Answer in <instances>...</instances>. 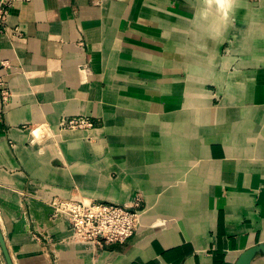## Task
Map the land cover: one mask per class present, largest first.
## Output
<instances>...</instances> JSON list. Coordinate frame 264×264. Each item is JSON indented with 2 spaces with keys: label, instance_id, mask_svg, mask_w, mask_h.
<instances>
[{
  "label": "crops",
  "instance_id": "crops-1",
  "mask_svg": "<svg viewBox=\"0 0 264 264\" xmlns=\"http://www.w3.org/2000/svg\"><path fill=\"white\" fill-rule=\"evenodd\" d=\"M2 2L0 191L24 183L21 212L0 195L13 264H234L264 243V0ZM77 117L100 141L58 130ZM138 197L118 247L89 251L51 218L54 198Z\"/></svg>",
  "mask_w": 264,
  "mask_h": 264
},
{
  "label": "built area",
  "instance_id": "built-area-1",
  "mask_svg": "<svg viewBox=\"0 0 264 264\" xmlns=\"http://www.w3.org/2000/svg\"><path fill=\"white\" fill-rule=\"evenodd\" d=\"M8 10L0 4V34L5 29ZM8 92L3 89L1 98L5 100ZM96 123L89 118L77 117L63 119L59 127L65 130L93 129ZM51 218L61 220L68 227L71 239L87 248L104 250L122 246L129 241L138 229L140 214L143 212L140 197L130 206L113 203L83 202L76 199L54 198L50 201Z\"/></svg>",
  "mask_w": 264,
  "mask_h": 264
},
{
  "label": "rangeland",
  "instance_id": "rangeland-1",
  "mask_svg": "<svg viewBox=\"0 0 264 264\" xmlns=\"http://www.w3.org/2000/svg\"><path fill=\"white\" fill-rule=\"evenodd\" d=\"M68 132V131H67ZM86 132V133H85ZM90 133V134H89ZM104 133V129H96L95 131H89V132H87V131H81L80 133H76V132H73L72 134H77V135H84V136H86L85 137V139H87V138H91V139H93V138H98L99 140L98 141H100V139L102 138V134ZM97 145H100V143L99 144H97ZM31 147V146H30ZM29 147V148H30ZM96 148H98L99 149V147H96ZM48 156H52V154H49L48 153ZM54 165V166H59V162L56 160V158H55V156H54V154H53V156H52V158L50 159V165ZM52 167V166H51ZM53 168V167H52ZM0 171H3V170H0ZM3 173L4 174H6V175H11V174H8L7 172H5V171H3ZM37 176H39V175H37ZM2 179H5V181H7L6 180V178H2ZM8 182V181H7ZM25 182V181H24ZM9 183V182H8ZM12 184V183H11ZM24 184V183H23ZM23 184L22 185H14L13 184V186L15 187V188H17V192L15 191V192H13V191H9V192H11V194H12V196H13V198L14 199H17V200H19V193H20V191H21V189H22V187H23ZM37 184L38 183H30L28 186H29V191L30 192H35V188H37ZM4 190H6V189H4ZM25 194V193H24ZM22 198H25V196L23 195V196H21ZM142 201V200H141ZM142 207L144 208V206H143V204H142ZM15 210H17V211H22V206H21V204H20V202H19V206H18V208H16ZM1 220V219H0ZM0 223H1V221H0ZM0 231H1V229H0ZM1 234H2V232H1ZM3 236V235H2ZM3 240H4V238H3ZM43 243H45V244H47L48 246H52L53 244H56L55 243V241H54V239L53 238H48V237H45V239H42L41 240ZM4 242H5V240H4ZM31 242H35L32 238H31ZM5 246H6V248H7V245H6V243H5ZM7 251H8V248H7ZM8 255H9V252H8ZM9 257H10V255H9ZM44 257H45V255H44ZM10 260H11V258H10ZM11 263H12V260H11ZM23 263V262H22ZM0 264H7V262H6V259H5V256H4V254H3V252H2V249H1V246H0ZM13 264V263H12ZM17 264V263H16ZM59 264H63V263H59Z\"/></svg>",
  "mask_w": 264,
  "mask_h": 264
},
{
  "label": "water",
  "instance_id": "water-1",
  "mask_svg": "<svg viewBox=\"0 0 264 264\" xmlns=\"http://www.w3.org/2000/svg\"><path fill=\"white\" fill-rule=\"evenodd\" d=\"M0 246H1L2 252L5 256L7 264H12L10 257L8 255V251H7V248L5 246V242L3 240V236L1 234V231H0ZM113 247H115V246H113ZM116 247H118V246H116ZM260 254H264V243L255 245V246L243 251L239 255L237 261L234 264H251V262Z\"/></svg>",
  "mask_w": 264,
  "mask_h": 264
},
{
  "label": "bare ground",
  "instance_id": "bare-ground-1",
  "mask_svg": "<svg viewBox=\"0 0 264 264\" xmlns=\"http://www.w3.org/2000/svg\"><path fill=\"white\" fill-rule=\"evenodd\" d=\"M216 1H218V3H225L226 2V0H216ZM59 131H88V130H90V129H85V130H65V129H58ZM96 130V129H95ZM94 131V130H93ZM46 136V135H45ZM78 137V136H77ZM85 137L86 136H83L82 137V139H85ZM0 195H4L5 197L7 196L10 200V202H11V200H12V203L13 204H11V205H13V206H17V204L19 203V200H17V199H14L13 198V196H12V194L11 193H4L3 191H0ZM50 208H51V210H52V207L50 206ZM140 216H141V214H140ZM1 221V220H0ZM76 244H78V245H82L83 247L85 246L84 244H82V243H80V242H78V241H76L75 242ZM89 251H93L94 249H92V248H89L88 249ZM94 252V251H93Z\"/></svg>",
  "mask_w": 264,
  "mask_h": 264
}]
</instances>
